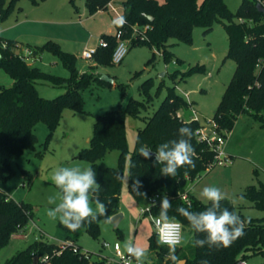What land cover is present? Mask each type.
I'll use <instances>...</instances> for the list:
<instances>
[{"label": "trees", "instance_id": "obj_1", "mask_svg": "<svg viewBox=\"0 0 264 264\" xmlns=\"http://www.w3.org/2000/svg\"><path fill=\"white\" fill-rule=\"evenodd\" d=\"M30 1L36 5L43 0ZM109 1L113 2L85 0L87 13L93 15L106 10ZM18 2L19 0H0V22L9 17ZM116 3L122 8L123 23H119L115 31H121L123 39L130 40V48L147 47L154 50L165 64L172 61L176 64L182 63L170 50L173 46L170 41L191 45L196 28L202 29L206 36L216 24H221L227 35V53L223 63L232 60L235 70L213 115L216 131L222 135L229 133L241 115H248L264 129V13L259 12L254 0H241L236 12L230 11L223 0H117ZM146 26L148 29L143 31ZM101 39L106 41L107 46L97 48L93 57L94 66L85 72L77 69L76 57L62 51L55 42L48 41L42 46L26 45L30 59L34 60L45 52L56 57L69 74L64 78L29 65L24 56L19 54L23 50L20 42L0 37V43H6L5 47L0 45V68L13 80L8 88L0 86V182L13 176L12 163L26 150H35L37 137L34 130L37 124L42 123L47 128L48 133L43 143L46 147L64 110L84 113V91L93 84L111 86L101 81V75L94 69L96 66H113L111 57L117 41L114 35H102ZM154 60L153 53L145 66L152 65ZM142 72L134 73L133 77ZM204 72V66H194L187 72L174 71L169 77L174 80L179 76L183 81L193 73ZM39 81L52 88H62L64 92L54 98H44L37 90ZM117 87L123 96L127 85L118 84ZM163 89L166 90L164 98L148 116H140L141 111L146 110V105L135 99H129L123 109L118 107L93 116V129L88 146L75 158L89 163L96 172V182L101 187L98 194H92L91 198L94 202L98 198L105 210L103 214H97L95 221L89 223L86 220L75 231L59 223L61 240L69 241L82 249L77 242L83 234L98 240L99 222L119 213L124 163L128 153L125 130V118L128 115L144 123L142 128L136 130L134 147L128 158V193L137 203L146 202L148 198L159 195V202L151 208V214L158 218L161 199L167 196L171 202L167 213L169 221L179 222L183 231L188 229L191 232L188 248L183 250L181 247H174V251L172 246L160 244L154 232L149 244L154 253V264H179L181 261L184 264H201V261H207V264H238L245 261L249 264L254 257H261L259 264H264V219L243 216L227 199L220 202V208H227L241 218L244 222V235L229 247H209L207 242L202 248L193 246L194 239L207 241V234L196 233L187 219L177 212V208L184 207L199 214L211 207L210 202L205 204L195 198L189 192V187L203 173L216 166L215 152L206 143L197 140L195 131L201 127L199 122L191 117L185 120L179 115L190 104L177 93L175 83L172 86L163 83L155 85L154 80L149 78L139 86V94L147 102H151L159 97ZM181 127L192 130L190 143L195 149V168H180L175 177L162 175L161 169L164 165H154L153 160L141 156L139 149L144 146L155 152L160 144L169 143L171 146L172 141L187 139L186 136H181ZM111 151L119 153L117 166L100 168L97 161ZM35 156L40 158L42 153L36 152ZM22 173L30 184L31 173L26 170ZM137 181L140 186L134 188ZM184 195L186 200L183 199ZM240 196L254 208L264 211V185L248 186ZM173 217L174 220L171 219ZM31 219L32 211L29 206L12 200L0 190V249L9 244L13 235L23 232ZM88 220H92V217ZM116 231L122 237L119 230ZM57 251L56 243L36 240L4 264H33L34 259L40 256L50 257V264H105L104 260L90 252V259L85 258L82 253H73L72 246L59 255H56Z\"/></svg>", "mask_w": 264, "mask_h": 264}, {"label": "rangeland", "instance_id": "obj_2", "mask_svg": "<svg viewBox=\"0 0 264 264\" xmlns=\"http://www.w3.org/2000/svg\"><path fill=\"white\" fill-rule=\"evenodd\" d=\"M162 2V0H157ZM228 9L236 12L241 0H223ZM109 1L108 3H110ZM107 3V5H108ZM113 6L114 3L111 2ZM109 11V9H106ZM121 14L119 9L118 11ZM111 13V12H110ZM108 12H99L89 15L85 8V0H43L38 4L30 0H19L15 10L9 17L0 22V34L4 38H14L23 46L19 51L25 58L29 57L26 45L42 46L48 41L55 42L59 48L76 57V66L80 72L89 70L94 66L93 60H83L81 53L85 49L95 48L102 35H114L115 28L120 23L117 16ZM6 29V31H2ZM108 32H113L112 34ZM173 46L170 50L182 60L176 64L173 61L165 64L159 54L147 47L129 48V51L120 65L111 67H95V72L113 80L111 86L93 84L83 92L84 113H73L64 110L58 126L54 130L46 147L43 146L47 136V128L39 123L35 127L37 144L35 150H26L19 159L12 163L13 176L5 182H0V190L12 200L23 203L31 208L32 219L21 232V237H12L9 244L0 249V264H4L17 252L24 250L36 240H45L56 243L61 238L58 228L59 219L52 220L48 217V210H55L60 203L61 192L52 179V173L60 167L79 166L82 169L89 167V163L76 159V155L88 146L92 135L94 117L108 110L122 109L129 99L145 103L146 110L140 116H148L155 110L166 94L163 89L159 97L147 102L139 94V86L147 79L154 80V84L163 83L175 88L178 94L190 104L189 108L182 110L180 116L185 120L197 114L198 122L208 126L220 102L224 90L235 70V63L226 60L227 35L221 24H216L206 36L203 30L196 28L193 32L191 45L170 41ZM0 45L6 46L5 42ZM155 54L152 65L145 64ZM26 62L43 72L68 77V72L52 54L45 52L34 60ZM194 66H204V73H193L185 80L177 76L174 80L169 77L174 71L187 72ZM143 71L133 77L134 73ZM13 80L0 68V86L10 87ZM118 84L127 85L125 93L117 87ZM40 96L56 97L63 93L62 88H52L47 83L37 82ZM154 92V89L152 90ZM143 121L130 116L125 118L127 141V158L124 163V176L119 199V213L122 219L117 228L111 223V217L99 222L100 236L98 240L92 239L88 234H83L77 244L82 250L94 255L112 257L111 249H102V243L112 246L119 243L124 249L125 244L145 250V256L139 261L142 264H154V253L150 250V238L155 230L148 215L140 217V209L145 204L137 203L127 191L128 158L135 143L136 130L142 128ZM41 152L42 157L35 153ZM225 154L231 159L230 164L216 165L211 170L203 173L201 179L194 181V194L202 203H208L201 192L205 187L219 188L225 199L229 200L238 212L247 218L264 219V211L254 208L249 201L240 195L248 186L259 187L264 185V129L260 128L248 115L237 118L233 129L227 133ZM117 151L108 152L97 161L100 168H114L118 163ZM29 171L32 180L28 184L22 171ZM53 202L49 203V198ZM96 210V203L92 201ZM62 224V223H61ZM116 229L122 234L118 236ZM191 240V232L185 229L179 247L187 249ZM62 241V240H60ZM261 257L250 259L249 264H259Z\"/></svg>", "mask_w": 264, "mask_h": 264}, {"label": "clouds", "instance_id": "obj_3", "mask_svg": "<svg viewBox=\"0 0 264 264\" xmlns=\"http://www.w3.org/2000/svg\"><path fill=\"white\" fill-rule=\"evenodd\" d=\"M123 23V20L120 21ZM181 136L187 139L172 141L160 144L156 151L153 152L144 146L139 149L141 156L145 159L153 160V164H163L161 169L162 175L175 177L178 169L189 166L195 168L193 156L195 149L190 143L192 130L188 127L179 129ZM187 174V173H185ZM52 179L60 189V203L55 210H48L47 215L52 220L59 219L68 229L75 231L82 227L87 220L89 223L95 221L97 214H103L105 206L96 199V210L92 207V194H98L100 184L96 182V172L89 166L87 168L60 167L52 173ZM137 181L134 188H138ZM139 194V193H138ZM201 196L208 202L211 207L199 214L193 213L184 207L177 208V212L185 217L191 228L196 233H206L207 241L194 239V247H204L207 242L208 246L229 247L237 238L244 235V222L235 213L230 212L227 208L221 210L220 202L225 199L221 190L215 186L205 187ZM49 203L53 202V197L49 198ZM171 208V202L167 196L162 197L160 204V215L158 223L162 222L165 227L169 226L168 210ZM92 220H88L89 217ZM171 219H175L174 217ZM179 241L170 242L177 243ZM125 249L130 256H134L140 261L145 256V250L139 247H133L125 244ZM174 251V247L172 249ZM201 264H207V261H201Z\"/></svg>", "mask_w": 264, "mask_h": 264}, {"label": "built area", "instance_id": "obj_4", "mask_svg": "<svg viewBox=\"0 0 264 264\" xmlns=\"http://www.w3.org/2000/svg\"><path fill=\"white\" fill-rule=\"evenodd\" d=\"M257 5H261L264 8V0H254ZM112 2V1H111ZM108 3L106 6L110 12L115 14L117 18L121 21L122 13H118L115 6L112 5V3ZM148 27H144L143 31H146ZM115 39L117 41V45L112 53L111 57V63L113 65H120L124 58L126 57L129 48H130V40L123 39L122 32L116 31ZM107 43L104 39H100L98 42V45L95 48H89L85 49L81 53V58L83 60L89 61L93 60V57L97 51V48L99 47H106ZM5 47V46H3ZM26 52H30L25 49ZM25 60H29L30 58H25ZM193 116H191L192 120L198 121L197 114L195 111H192ZM208 126H202L199 127L195 131V136L198 141L206 143L214 152V165H228L231 162V159L225 154L224 152V145L227 133L224 135L218 134L216 131V125L214 121L210 120L208 121ZM183 199H187L186 195L183 196ZM160 200L159 195H154L153 197H150L147 199L145 207H142L140 209V217H143L145 215H148L151 219V222L153 224L155 234L158 238V241L160 244L165 246H172V247H179L182 242V234H183V228L182 225L179 222L176 221H169V226L165 227L162 222L158 223L159 218L154 217L151 214V208L156 205ZM179 241L177 243H170ZM58 245V251L56 252V255H59L62 251L66 250L68 247L72 246V251L75 254L82 253L85 258L90 259L89 252L84 251L82 249H79L77 246L72 245L69 241H58L56 242ZM102 249H111L112 257L105 256V255H95L99 259L104 260L105 264H142L141 262L137 261V259L134 256H130L129 253L126 251V249L122 248L121 245L117 242H115L112 246H110L108 243H102ZM132 246V245H130ZM33 264H50V257L48 256H40L36 257L34 259ZM238 264H247L245 261H240Z\"/></svg>", "mask_w": 264, "mask_h": 264}, {"label": "crops", "instance_id": "obj_5", "mask_svg": "<svg viewBox=\"0 0 264 264\" xmlns=\"http://www.w3.org/2000/svg\"><path fill=\"white\" fill-rule=\"evenodd\" d=\"M116 1L117 0H113V3H114V5H115V7H116V9H117V12L119 11V9H120V11H121V13H122V8H121V6L119 5V4H117L116 3ZM99 12H108L109 14H110V18L112 19L113 18V16L111 15V13H110V11H107V10H104V11H98L97 13H99ZM119 13V12H118ZM119 20V19H118ZM119 22H120V20H119ZM2 31H6V29H3ZM108 33H110V34H112L113 32H108ZM0 37L1 38H4V37H2L1 36V34H0ZM4 39H9V40H13V41H16V42H20V41H18V40H16V39H12V38H4ZM23 44V43H22ZM42 97H44V98H52V97H48V96H42ZM184 98V97H183ZM180 115V114H179ZM190 118V117H189ZM89 143V142H88ZM211 170V169H210ZM201 179V178H200ZM199 179V180H200ZM194 187L195 186H191V187H189V192L195 197V194H194ZM195 198H197V197H195ZM198 199V198H197ZM202 202V201H201ZM145 202H143L142 204H144ZM122 235V234H121ZM14 237H21V234H16V235H13ZM60 240H61V238H60ZM60 240H58V241H60ZM57 241V242H58Z\"/></svg>", "mask_w": 264, "mask_h": 264}, {"label": "water", "instance_id": "obj_6", "mask_svg": "<svg viewBox=\"0 0 264 264\" xmlns=\"http://www.w3.org/2000/svg\"><path fill=\"white\" fill-rule=\"evenodd\" d=\"M257 8H258L259 12L264 13V8L261 5H257ZM100 80L104 81L106 83H109V84H113V80L107 76H100ZM122 218L123 217L120 213L111 217L110 220H111V223L113 224L114 228H117V226H118V224ZM179 264H184V261H181Z\"/></svg>", "mask_w": 264, "mask_h": 264}]
</instances>
